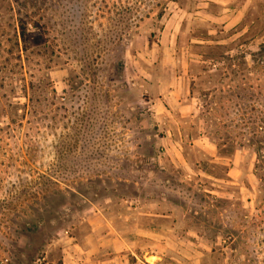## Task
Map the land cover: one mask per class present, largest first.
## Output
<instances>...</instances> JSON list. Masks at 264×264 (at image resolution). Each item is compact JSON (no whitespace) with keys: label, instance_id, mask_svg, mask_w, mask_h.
Listing matches in <instances>:
<instances>
[{"label":"rangeland","instance_id":"1","mask_svg":"<svg viewBox=\"0 0 264 264\" xmlns=\"http://www.w3.org/2000/svg\"><path fill=\"white\" fill-rule=\"evenodd\" d=\"M261 135L264 0H0V264L148 209L170 264H264Z\"/></svg>","mask_w":264,"mask_h":264},{"label":"crops","instance_id":"2","mask_svg":"<svg viewBox=\"0 0 264 264\" xmlns=\"http://www.w3.org/2000/svg\"><path fill=\"white\" fill-rule=\"evenodd\" d=\"M178 107L186 113L191 105L180 102ZM104 219L106 222L89 220L90 226L79 233L65 230L64 237L57 240V261L52 260V264H170L185 254L183 241L195 242L188 235L194 237L196 233L192 229L184 232L181 218L173 212L148 209L119 224ZM153 219L160 221L152 223ZM130 255L135 258L133 263Z\"/></svg>","mask_w":264,"mask_h":264},{"label":"trees","instance_id":"3","mask_svg":"<svg viewBox=\"0 0 264 264\" xmlns=\"http://www.w3.org/2000/svg\"><path fill=\"white\" fill-rule=\"evenodd\" d=\"M21 36L22 37H24V36H26V34L27 33H29L30 32V30H31V27H29V25L28 24H26V23H23V24H21ZM34 28H37V29H39L40 30V28L41 27H39V26H35ZM45 31H47V27L45 28ZM47 42H44L43 44H41L40 46H39V49H41V48H43L44 50L45 49H47ZM47 61H48V63L49 62H51V61H53V60H51V59H46ZM119 69H122V61L121 60H118L117 62H116V66H115V68H114V70H119ZM23 79V78H22ZM47 84H48V86H49V82L48 81H44L42 78H39L37 81H36V85H38L39 87H41V86H47ZM46 115V114H45ZM259 141L261 142V143H263V146H264V135H261L259 138ZM257 160L258 161H260V169L263 171V173H264V149H263V153H260V154H257ZM262 178H264V176L262 175L261 176Z\"/></svg>","mask_w":264,"mask_h":264}]
</instances>
